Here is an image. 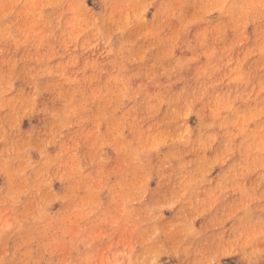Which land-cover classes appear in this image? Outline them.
I'll use <instances>...</instances> for the list:
<instances>
[{"label":"rangeland","instance_id":"374dc122","mask_svg":"<svg viewBox=\"0 0 264 264\" xmlns=\"http://www.w3.org/2000/svg\"><path fill=\"white\" fill-rule=\"evenodd\" d=\"M131 3L100 42L89 28L102 0L0 7V77L11 85L0 110V264H178L181 241L190 264H264V169L249 164L264 146V20L229 25L207 0ZM57 65L61 75L39 73ZM29 72L39 104L65 89L84 102L83 124L55 143L41 142L51 127L42 113L12 111L34 94ZM126 78L143 91L117 109L111 90ZM207 84L211 105L190 110ZM145 93L166 102L135 133L122 130L143 115ZM185 217L196 230L187 239Z\"/></svg>","mask_w":264,"mask_h":264},{"label":"clouds","instance_id":"9594fccd","mask_svg":"<svg viewBox=\"0 0 264 264\" xmlns=\"http://www.w3.org/2000/svg\"><path fill=\"white\" fill-rule=\"evenodd\" d=\"M104 4V12L99 16L90 21L91 27L89 32L92 34V39L100 42L104 38V34L101 32L102 26L109 22L113 21L114 18L119 16L123 22H127L129 16L134 13V8L131 3V0H102ZM5 0H0V7H3ZM172 3H175V0H172ZM207 7L212 11L219 12L222 16L227 18L229 25H244L249 22V17L254 13H258L261 20H264V0H207ZM171 14V9L169 10ZM262 35H264V29H262ZM28 37L25 36V40ZM108 40H111V36L107 37ZM66 46V45H65ZM95 47V44L92 45ZM2 51V50H0ZM28 56L23 57V59H28ZM35 67V66H34ZM63 65H57L53 67H45L39 70V73L44 75H61L60 69L63 68ZM29 78L33 79V91L34 94L29 98L27 103H17L12 105V111L14 113H24V112H39L46 116L50 122L51 127L48 130V134L42 137V141L47 140L48 143H55L57 140L61 139L63 136L68 135L69 130L78 128L83 124L84 120L81 118L80 113L84 111V102L81 101L78 103L80 98L79 91H72L65 89L61 93H57L56 101L52 105H41L37 102V96L40 94V89L36 84V79H38V74L32 72L28 73ZM131 78H126L125 83L126 87L123 89L113 88L110 94V100L114 107L118 109L119 104H122L125 100L133 99L136 96H139L141 90H137L128 83V80ZM68 81H65L67 83ZM11 85L5 84L4 79L0 77V110L3 107L8 105V101L5 99L7 92L10 90ZM214 87L213 84H207L206 86H201V91L198 95H193L190 99L186 101V104L190 110H197L198 106L208 107L212 103V98L210 96H205V92L208 89ZM146 97V107L142 109L143 115L137 119L136 116H133L131 121H128L126 124L122 125V130L127 129L131 133L137 131V125H139L143 120L150 119L154 115L155 109L159 107L160 104L165 103L162 94L160 93H145ZM179 114H176L178 117ZM175 118V117H174ZM4 125L0 123V129H3ZM10 127H15L14 124H10ZM211 127V125H209ZM0 139H3L0 136ZM80 143H83V140H79ZM94 143V141H93ZM264 145V140L261 141ZM47 145H45L46 147ZM23 156L17 153V160L20 162L19 166L23 167ZM249 164L252 166H258L264 169V146H262L259 154H254L250 156ZM83 170L82 168L80 169ZM19 174L22 175V172ZM152 173H149L151 175ZM175 195V201L179 202L184 197L183 190L177 189ZM173 204H164L161 207L171 208ZM195 207L190 209V212H194ZM184 238L192 237L196 234V230L192 227V219L185 217V220L182 222ZM260 234L264 236V224L260 226ZM176 256L178 264H190V261L187 259H181L182 256H185V249L183 247V241L177 245V250L172 253ZM144 264H156L155 260H145ZM200 264H205L201 261Z\"/></svg>","mask_w":264,"mask_h":264}]
</instances>
